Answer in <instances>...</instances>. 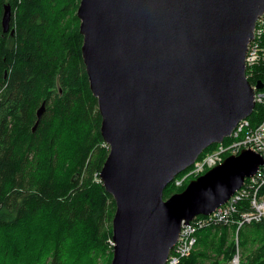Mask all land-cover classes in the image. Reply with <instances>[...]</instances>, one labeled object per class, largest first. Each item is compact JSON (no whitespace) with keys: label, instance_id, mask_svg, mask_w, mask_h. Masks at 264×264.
<instances>
[{"label":"water","instance_id":"95a60500","mask_svg":"<svg viewBox=\"0 0 264 264\" xmlns=\"http://www.w3.org/2000/svg\"><path fill=\"white\" fill-rule=\"evenodd\" d=\"M263 14L264 0H79L82 61L109 148L99 179L115 203L110 264H164L182 222L211 214L264 164L242 149L163 197L252 114L245 57ZM10 21L5 4L4 33Z\"/></svg>","mask_w":264,"mask_h":264},{"label":"trees","instance_id":"16d2710c","mask_svg":"<svg viewBox=\"0 0 264 264\" xmlns=\"http://www.w3.org/2000/svg\"><path fill=\"white\" fill-rule=\"evenodd\" d=\"M5 4L10 34L1 25ZM78 4L0 0V264H110L115 203L95 180L109 148L82 61ZM263 78L264 67L255 66L249 82ZM263 118L264 104L256 103L250 124ZM184 173L165 187L164 199L184 189L190 179L175 183ZM230 231H237L238 245ZM196 235L195 249L179 264H230L237 246L239 264H264L262 224L219 225Z\"/></svg>","mask_w":264,"mask_h":264},{"label":"built area","instance_id":"2783aa9c","mask_svg":"<svg viewBox=\"0 0 264 264\" xmlns=\"http://www.w3.org/2000/svg\"><path fill=\"white\" fill-rule=\"evenodd\" d=\"M260 65L264 67V14L258 17L253 38L247 47L245 66L248 80L254 78V67ZM261 81V89L255 87L256 80L251 86L255 92V103L264 104V78ZM228 138L229 142L219 143L212 151L199 156L185 170L182 179L176 180V185H181L184 179L196 178L221 163L228 155H237L242 149H250L264 158V118L256 126H252L248 118L240 120ZM244 205L247 207L242 209ZM235 215L239 217L235 218ZM255 223L264 225V164L252 176L245 178L242 186L211 214L196 216L187 224L182 222L177 242L164 264H179L182 258L187 257L195 247L196 234L200 230L231 224L236 225L238 230L245 224ZM231 264H239L238 255L233 257Z\"/></svg>","mask_w":264,"mask_h":264},{"label":"rangeland","instance_id":"374dc122","mask_svg":"<svg viewBox=\"0 0 264 264\" xmlns=\"http://www.w3.org/2000/svg\"><path fill=\"white\" fill-rule=\"evenodd\" d=\"M95 180L96 181H100V179L96 176L95 177ZM231 232V236L233 237V239H234V241H235V243H236V245H238V238H237V234H236V231L235 232H233V231H230ZM108 243H109V246H110V249H111V251H112V244H111V239H108ZM254 248V246L252 247V249ZM194 249H195V247H194ZM193 249V250H194ZM190 255V254H189ZM236 255H238V260L240 261V259H241V250L239 249V247L237 246V248H236V253H235V255L234 256H236ZM232 261V260H231ZM231 261H230V264H231ZM98 264H106V261H104V260H99L98 261Z\"/></svg>","mask_w":264,"mask_h":264},{"label":"flooded vegetation","instance_id":"af4514ba","mask_svg":"<svg viewBox=\"0 0 264 264\" xmlns=\"http://www.w3.org/2000/svg\"><path fill=\"white\" fill-rule=\"evenodd\" d=\"M5 33H9V34H10V33H11L10 28H9V30H8L7 32H5Z\"/></svg>","mask_w":264,"mask_h":264}]
</instances>
